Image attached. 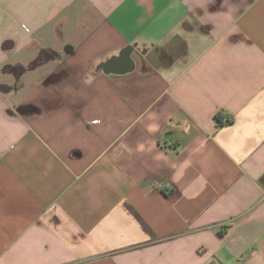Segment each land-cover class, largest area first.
Masks as SVG:
<instances>
[{
    "label": "crops",
    "instance_id": "1",
    "mask_svg": "<svg viewBox=\"0 0 264 264\" xmlns=\"http://www.w3.org/2000/svg\"><path fill=\"white\" fill-rule=\"evenodd\" d=\"M0 264H264V0H0Z\"/></svg>",
    "mask_w": 264,
    "mask_h": 264
},
{
    "label": "built area",
    "instance_id": "2",
    "mask_svg": "<svg viewBox=\"0 0 264 264\" xmlns=\"http://www.w3.org/2000/svg\"><path fill=\"white\" fill-rule=\"evenodd\" d=\"M229 118H228V116H226V117H223V119H222V121L224 122V123H227V122H229Z\"/></svg>",
    "mask_w": 264,
    "mask_h": 264
},
{
    "label": "trees",
    "instance_id": "3",
    "mask_svg": "<svg viewBox=\"0 0 264 264\" xmlns=\"http://www.w3.org/2000/svg\"><path fill=\"white\" fill-rule=\"evenodd\" d=\"M219 122H222V119L221 118H218Z\"/></svg>",
    "mask_w": 264,
    "mask_h": 264
}]
</instances>
